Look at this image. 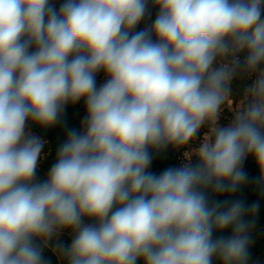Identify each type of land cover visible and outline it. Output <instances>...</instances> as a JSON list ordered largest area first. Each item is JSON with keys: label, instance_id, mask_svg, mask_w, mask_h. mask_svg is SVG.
I'll return each instance as SVG.
<instances>
[{"label": "clouds", "instance_id": "clouds-1", "mask_svg": "<svg viewBox=\"0 0 264 264\" xmlns=\"http://www.w3.org/2000/svg\"><path fill=\"white\" fill-rule=\"evenodd\" d=\"M81 100L38 177L31 126ZM249 156L264 194V0H0V264H250L259 204L217 198Z\"/></svg>", "mask_w": 264, "mask_h": 264}, {"label": "trees", "instance_id": "trees-1", "mask_svg": "<svg viewBox=\"0 0 264 264\" xmlns=\"http://www.w3.org/2000/svg\"><path fill=\"white\" fill-rule=\"evenodd\" d=\"M58 8L63 0L51 1ZM156 10L151 9V16H146L145 19L138 25V28H143L155 19ZM103 77V73L97 75V84L99 86ZM250 81H247L249 83ZM244 83L237 81L233 85L234 97L242 95ZM86 115L84 101L81 100L77 104H69L62 116V122L50 128H41L31 126V130L49 143L48 154L40 162L37 175L40 178L48 171L51 165L55 162L56 151L59 145L65 140L67 128H80L81 121ZM195 162V157H192ZM185 162V156L180 155L179 151L169 148L165 153L157 156L151 165L150 171L159 173L169 166H181ZM244 170L248 174V181L244 183L236 193L228 196L227 194L217 197L218 199H240L245 204H259V209L255 216V228L252 233V244L250 246V264H264V194H262L259 186L255 183L259 177V169L255 160L249 156L243 165ZM215 235H231V229L225 230L224 233ZM60 241L64 244L70 243V236L65 232L60 237ZM45 257L50 261V264H58L57 258L49 250H45Z\"/></svg>", "mask_w": 264, "mask_h": 264}, {"label": "rangeland", "instance_id": "rangeland-1", "mask_svg": "<svg viewBox=\"0 0 264 264\" xmlns=\"http://www.w3.org/2000/svg\"><path fill=\"white\" fill-rule=\"evenodd\" d=\"M51 1H54V0H51ZM103 80H104V76L102 77L101 81H100V84L103 83ZM251 82V81H250ZM249 82V83H250ZM242 99V95L240 96H237V97H234V104H238L240 102V100ZM232 119V113L230 110H228L227 108L224 110V113L222 114L221 118H220V123L222 125H227L230 120ZM31 130V129H30ZM209 131L208 127L205 126L203 127L201 130H200V134L190 143V145L186 146L185 148L183 149H180L179 152H180V155L182 156H185V153H188V152H191L192 150H194L195 148H197L199 146V144L201 143V140L203 138V135L205 133H207ZM31 132L33 134H35L32 130ZM36 135V134H35ZM38 136V135H37ZM45 140V139H44ZM46 141V144H45V147L43 148L42 150V155H41V158L39 160V164L40 162L43 160V158L48 154V146H49V143Z\"/></svg>", "mask_w": 264, "mask_h": 264}]
</instances>
